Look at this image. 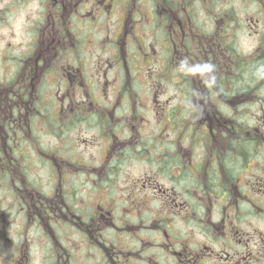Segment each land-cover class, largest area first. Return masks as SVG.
<instances>
[{
    "label": "flooded vegetation",
    "instance_id": "af4514ba",
    "mask_svg": "<svg viewBox=\"0 0 264 264\" xmlns=\"http://www.w3.org/2000/svg\"><path fill=\"white\" fill-rule=\"evenodd\" d=\"M37 5L0 79V264H264V0Z\"/></svg>",
    "mask_w": 264,
    "mask_h": 264
},
{
    "label": "rangeland",
    "instance_id": "374dc122",
    "mask_svg": "<svg viewBox=\"0 0 264 264\" xmlns=\"http://www.w3.org/2000/svg\"><path fill=\"white\" fill-rule=\"evenodd\" d=\"M40 0H0V79L3 78L7 71H8V63L5 62V56L7 53L11 54L14 52H19L22 49H24L25 44H27L31 40V34L29 35L26 31L27 23L26 18L32 15H36L37 11V3ZM239 1V0H236ZM20 2V3H19ZM158 3L163 4V0H157ZM44 3H46V6L43 10V16L45 17V24L51 27L52 22V16L57 14L59 12L58 10H55L53 8V0H44ZM135 3V2H134ZM137 4V2H136ZM40 7V5L38 6ZM10 8V9H9ZM36 9V10H35ZM115 13L113 15L109 14V22L108 25V37L106 39V42L108 44V47H110L112 44V47L108 48V55L111 54V52L114 50V46L117 45V42L122 37L121 36V25L125 18H130L132 21L134 20L132 17L134 16V12L137 11V9H131V7H121L118 6L115 9H110V11H114ZM131 10V11H129ZM79 11L83 12V9L79 7ZM33 12V13H32ZM110 12V13H111ZM139 13L141 16V19L145 18L147 19L148 11L139 9ZM114 16V17H113ZM49 17V18H48ZM139 26V23L138 25ZM163 32V30H160L158 33ZM27 34L29 36H27ZM143 37V36H142ZM118 40H116V39ZM145 39V38H144ZM146 40V39H145ZM111 42V43H109ZM135 42V41H134ZM138 42L132 43L129 45V48L133 50L134 48H138ZM99 50V49H98ZM101 52V50H99ZM99 51L94 50V54H91L92 59L94 57H97ZM96 62L92 63V67ZM143 69V68H142ZM136 74L137 82H152L153 80L150 79L149 74L146 73L145 70H142ZM149 71V70H148ZM161 73H158L157 76H160ZM107 79H114V76L110 77L107 76ZM130 82V81H128ZM57 91V89H56ZM157 92V90H153V92ZM62 99L64 100V105L62 106L63 112L66 114L69 112L67 106L68 102V95L65 96L67 93V89L60 88ZM64 97V98H63ZM77 101L81 102V97H77ZM84 98V97H82ZM67 101V102H66ZM82 117L76 122V127L72 128L73 131L71 132L72 137H76L77 141H83L79 143V147L83 148V146L88 145L90 147V150H93V152L96 150L94 146L91 145V139L94 141V130L90 127H87L86 124L80 123L82 121ZM80 121V122H79ZM71 129V130H72ZM65 134V132H62ZM67 135V134H66ZM78 150V146H77ZM35 174V170H32ZM32 175V172H30ZM8 202L5 201L4 197H0V221L3 219L5 221V215H4V209L6 208V204ZM13 203V202H11ZM68 230L69 227L67 226L65 230ZM69 241V240H68ZM66 246H68L66 244ZM52 252H56V250L52 249Z\"/></svg>",
    "mask_w": 264,
    "mask_h": 264
}]
</instances>
